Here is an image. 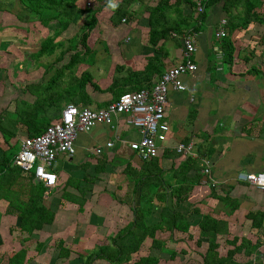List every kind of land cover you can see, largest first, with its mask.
<instances>
[{"label": "crops", "instance_id": "obj_1", "mask_svg": "<svg viewBox=\"0 0 264 264\" xmlns=\"http://www.w3.org/2000/svg\"><path fill=\"white\" fill-rule=\"evenodd\" d=\"M195 1L197 2L198 0ZM158 2L152 4L156 6ZM194 8L196 9L197 5ZM242 11L239 14H241V16H244L242 15V13L245 14V12L244 10ZM219 17L226 18L225 15H220ZM196 19H198V17H196ZM196 22H198V20H196ZM204 22L205 20L201 22L202 27L199 34L194 35V42L197 47V53L193 56V61L197 64L198 70L195 73H191L183 77V81L188 88L187 91L185 92L189 91V95L184 96L181 92H177L174 90H171L169 94L170 105L168 106L167 113H168V120L170 121L171 129H172L170 140H172L174 136V138L179 140V142L181 141L185 142V140L189 139V141L194 140L197 143V146L199 147L201 144H203L205 147L210 148L211 150L210 156L209 157L205 156L203 158L209 159L212 162L213 175L215 179L218 181V185L216 187H212L213 190L212 189L208 190L209 191L208 195L210 194V196L208 197V201L206 200L207 201L206 203H209L210 205L208 204L209 207L205 206L207 204L199 205L202 206L204 210L203 209L201 210L199 207L198 210H201L202 212L197 213V215L198 214H200L201 216L209 215L214 220L219 221V227H220V223L222 224V226H224L225 224H231L232 227L237 229V232L235 233L232 232L228 235H220L222 237L227 236L226 239L227 246H230L227 242L228 240H231V236L240 237V238L245 237L250 239L251 238L250 235L251 234L254 235L255 237L254 239L258 241L254 242L253 240L251 239L250 240L254 244H258L257 245L258 248L256 252L258 255H261V258L259 259L262 261V264H264V226L261 229L253 227L250 216L252 213H258V212L264 213V191H261L260 189L251 186L249 183L238 181L237 179L240 173L264 172V104L262 105L261 103V99L258 95L259 90L255 85V81H247L248 84L245 85L244 83L243 88L237 85V83L239 82L236 80L237 78H240L239 75L242 71L239 74H236L239 71L235 69L236 66L235 62L233 63L235 73L234 71H232V69H230V73L228 75H225L224 64L217 62L216 59L220 54V52H222L223 54L221 45L220 44L218 45L215 39V35L218 28L211 27V24H208V26L205 27ZM98 24L100 23L98 22ZM148 24L149 22H147L145 26L144 25L138 26L136 24H133L130 27L125 24H121L118 26V29L115 32V34L118 35L116 36L117 41L114 40L115 42L110 43L109 39L108 40L98 39L96 43L94 42V44H90L87 41L86 43L87 47L86 48L84 47V49H82L83 51L80 49L79 50L83 54H85L87 50H90V52L93 53L100 46L101 47L100 51L109 53L110 55L112 54L113 56L112 63H114L116 67L122 66L123 70L127 71L126 74L130 72L140 73L145 70L148 60L152 56L158 54L156 50L149 45L150 27ZM12 26L6 28L3 31L2 37L7 38V40L4 39V41L0 42V62H4V63L8 61L11 62L12 60H10V56L12 54L9 53V50L13 48V46H16L21 43L18 42V40L21 41L23 40L22 36L24 34L15 33V31L22 30L23 26L22 25L20 26L12 25ZM183 27L185 28V26ZM70 28L71 26L69 27V29ZM191 28L192 27H188V28L186 27L183 35L175 34L174 39H170L165 43V47H166L165 51L168 52L169 58L164 60V64H165L164 71H166L170 66H174L183 60L184 54H183L182 37L187 36L188 30H190ZM48 29L50 30V28ZM69 29L56 40L58 43L62 41L64 45L66 46L69 45V47L67 48H71V41H72L71 38L73 37V36L67 37L65 39V36L69 31ZM144 29H146V32L144 31ZM22 31L26 32L27 30L24 29ZM238 31L240 30L239 29L236 30L231 35V39L236 46V52H237L236 32ZM52 32H53L52 35H54L55 32L54 31ZM37 33H38L37 37L40 38L41 41L44 40L43 37H40L42 36V32H37ZM45 34L46 33L43 30V35L45 39L49 36H52L50 34L46 36ZM126 36H128V38L125 40ZM217 41L221 42L222 40H217ZM162 43L163 42H161V44ZM4 44H7L8 47L6 48V50L3 51L2 47ZM202 45L204 46L203 48L205 49H201ZM206 45L207 47H205ZM59 47H63V46L59 45ZM40 49L41 47L37 49V51H35L34 53L33 52L30 53L28 50H26L28 52L23 56L20 55L21 57L16 54L14 55H16V57H19V62L25 61V57L27 54H29L31 58H35V57L41 58L43 56L38 55ZM56 49L57 48H54L53 51L51 50L52 52L47 56H54ZM100 57H103V55H100ZM173 57H176L177 60L179 59L178 62L176 61L177 63L175 62V64H172L170 62ZM1 58L3 60H1ZM6 66L7 63L5 67ZM213 66L216 67V73L212 74L210 72V68H212ZM31 69L32 70L29 71L27 70L28 72H20L19 75H21L20 76L21 80L19 79V81L22 82H27L28 80L30 81L33 78V74H34L33 68ZM11 74L16 75V72L12 71ZM27 74H30V76H28ZM186 76L189 77H187L186 79L185 78ZM114 77L111 76L110 74V78H107L106 80L95 79L94 84L98 89L96 90L94 89L92 84H88L86 87V90H88V95L91 97L93 92L95 94L99 93L101 95L105 94L104 91L106 90H108L109 92V88L112 86ZM256 78L261 79L260 76H256ZM206 83L208 87L204 86V84ZM231 84L233 85V87L232 89H230L231 91L230 93L228 88L232 86ZM131 85L134 84L126 85V88L127 87L129 88ZM220 85H222L223 87H221ZM94 97L92 100L93 102L100 101V99H94ZM17 100L18 99L15 98L14 102H16ZM21 101L24 102L25 104L28 103L35 104L34 100L29 102L27 99L25 100L21 99ZM71 104L74 103L71 102ZM66 106H64V108ZM227 107H228V111L224 112ZM64 108L57 106V112L53 113V115L49 117L48 122H44V123L42 121L41 122L43 124L45 123L51 124L54 120L55 121L58 120L61 117ZM192 110H196L197 115L195 119L191 120L195 124L189 127L188 125L189 113ZM247 110L250 111V114L246 112ZM242 112L244 113L245 116H243ZM225 113L227 115L223 117ZM12 115H16V114H14L13 112L11 113L10 116ZM54 115H56V117ZM6 119H10V118H7L6 116ZM221 120H223L221 124L225 126L224 128H219L218 126V122ZM12 127L13 128L9 133H12V135L15 136H12V138H10L11 139L10 142L15 140L16 143L15 145H18L20 140L27 136L28 130L27 127L21 122H18L17 119L15 125H13ZM192 127L196 128L194 132ZM214 128L219 133H221L222 131H226L225 134L222 133V135H220L221 139H223V142L221 143L219 142L216 145V148L213 145L210 146L208 143L209 138H207V140L205 141V136H204L206 132L209 133V131L211 129L213 130ZM191 131L192 133L190 134ZM116 134L122 140L133 141L139 139V134L134 129H132L127 123H125L124 120L120 121V119H115V125L113 128L98 126L89 133L80 134L77 139L78 142L76 141L77 153L73 157H69L68 155H61L59 157L56 166L54 168L55 172L59 176L58 186L52 191L48 190V193H46L42 201L43 205H45L46 207L50 208L55 212L56 214L55 220L51 225H45L41 230L35 231L34 234L32 235L22 230L23 226L20 224V218L18 217L17 212L14 213L12 211L9 199L14 198L13 200H16V198L13 196L14 194H12L14 189L15 190L19 189L21 191L25 190V192L30 191V193L32 189L34 193V192H38L42 185H40L35 179L33 180L34 182H31L29 179V177H31V174L25 171L14 175L16 172L13 170L12 167L10 168L8 167L6 171L0 173V249L6 247L4 245L5 243L7 245V243L11 240L10 236L12 230L18 228L19 231L20 230L22 231L21 233H25L24 240H26V243L27 242L29 243L34 238H38L36 239V246H37V242L43 243L44 246L41 252L39 253L37 252V253L39 254V256L44 257V254H47L49 252L48 245L50 241L49 240L50 235L56 234V233L50 234L49 232L51 231L57 232L60 236L66 234V229L69 228L68 225L72 222V221L67 222V216L71 215L72 212H76V207H79L76 201L65 198L66 193L72 196L75 195L78 198L84 196L86 198V204L84 206L85 210L84 212H81V215L83 213H87V207L89 206V204L90 206H93V203H91L89 199V197L91 196H89L90 192L88 191L87 184H90V180L95 178H99L97 181L101 182V180L107 179L108 176V181L110 182L111 178L114 177L115 179V177L119 174H121L120 176L125 177V179L123 178L124 181H122L119 185L117 183L113 184L115 189L106 194L107 197L104 198V200H106L105 203L101 204L98 201V203L95 206L96 209L90 212L87 226L85 227L81 226L79 228V231L81 233L84 231L85 236H88V238L92 236L99 238L105 235L104 232L107 230L106 228L114 224L113 221H115L114 219L117 216L119 219H121L122 213H124V215L127 214L128 212V210L126 209L127 207L130 208L133 217L132 206L135 205L133 199L135 195L134 193H132L130 188L133 189L132 186L137 181V178L144 175V171L142 170L144 161L141 158H139L134 152H132L127 145H123L119 141L115 142L113 148L110 149L106 148L105 145L107 141L116 140L117 138ZM176 135L178 138L176 137ZM4 143L0 142V151L2 150L4 151V152L3 151L0 152V163L3 161L5 155L13 159V157L16 154L15 153L13 157H10V154L7 153L8 149L5 148V145L8 146V144L6 143L4 144ZM96 147H104V152L102 155L98 156L90 151V149ZM170 150L171 152L174 151V149H170ZM178 158H183V157L178 156ZM172 159L173 158H169V159L162 158L161 162L166 161V166L164 162H162V167L163 166L168 167V162L172 161ZM104 161L105 163L103 167H101V170H99L98 167H100ZM59 164L62 165L64 170L69 171L70 176L64 173L57 172L56 168L59 166ZM13 165L14 163L12 162V166ZM197 174H198L197 170H193L191 171V173H189V176L194 177ZM14 176H16V178H18L19 180L20 178H22V181L25 182L27 181L26 185H28L29 187L27 186L21 187L20 185L18 187L17 185L11 184V180L13 179ZM70 179L77 180L79 182L78 185L76 186L74 182L72 181L70 182ZM202 179H203V175H202ZM205 186L203 185L200 186V191L198 193L199 198L202 197L201 195L203 193H206L205 191L206 189H208V187ZM60 189H64L63 194H61V197L57 199L55 197L58 194L57 191ZM202 191L204 192L202 193ZM55 192L57 194H54ZM100 195L102 194L100 193ZM131 196L133 197L132 198L133 201H132V206L130 207ZM49 197L52 198L51 201ZM225 197L237 201V205H238L237 209L234 210L233 207L230 205V203H226L224 201ZM187 202L190 203L189 201ZM206 210L208 211L206 212ZM76 214L78 213L76 212ZM62 217L64 218L63 220ZM130 222L131 221L128 220L126 221L125 224L123 222V225L120 228L123 229ZM72 223H77V222L75 221ZM76 229H77V225L73 229L74 232L78 231ZM197 229L200 231L199 227ZM223 233L227 234V232H223ZM190 234H191V230L189 233V237ZM207 234H211V233H207ZM212 234L214 233L212 232ZM66 235H64L63 238L59 237L58 235L56 236L65 241L66 246L71 250V257H72L73 254L72 249L71 247L68 246V243L70 242L67 241L68 236L66 237ZM76 236L79 235H75V237ZM56 238H54L51 241V242L54 241L53 244L57 243L55 241ZM76 239L78 238L76 237ZM73 241H75V238L73 239ZM238 244H240V242H238ZM230 247L232 249L234 248V246H230ZM21 248L23 247H20V249L17 250L18 251L23 250L26 249L27 247H25L24 245V248L23 249ZM95 248H97L96 245L91 251H93ZM53 250L55 251L56 247H54ZM255 255L256 254H253L251 257L248 258L250 260L255 258L256 261L258 262L257 260L258 257ZM237 256H241V255H237ZM237 256L235 258L239 260ZM15 259L19 264L30 263L29 259H27L25 263H22L17 258ZM0 264H9V260L6 261L0 259Z\"/></svg>", "mask_w": 264, "mask_h": 264}, {"label": "rangeland", "instance_id": "obj_2", "mask_svg": "<svg viewBox=\"0 0 264 264\" xmlns=\"http://www.w3.org/2000/svg\"><path fill=\"white\" fill-rule=\"evenodd\" d=\"M121 1L122 0H103V1L79 0L78 2L79 10L76 15L74 25L71 26V28L69 29V31L67 32L65 36V39H66L67 37H72L73 35H76L77 37L75 38L76 40H74L73 43L71 44L72 49H76V48L80 50L84 49V46L79 44L80 42H83V38H84L83 35L85 33V29L81 27H86V25L89 24L91 20V15L94 13V11L98 13L97 17H98L100 24H98L95 27V29L91 31L90 36L87 41L90 44H94V42L96 43L98 39L100 40L109 39L110 43L115 42L114 40L117 41L116 36L118 35H116L115 32L117 31L118 26L121 24H118V23L115 24L116 20L114 19L112 20V15H113V11L116 5H118V3H120ZM158 1L159 0H141V2L137 4L135 3V5H133L132 9L130 10L131 14L128 17H126V21H123L122 24H125L129 27L132 26L133 24H136L138 26L139 25L145 26V24H147L148 22L147 18L149 16V13L147 12L146 7L155 6L153 4L157 3ZM171 1L174 3L176 0H171ZM197 2L199 3L200 0H198ZM225 4H227L228 6L230 4V0H223L217 6L208 8L205 11V15H206V19H204L205 27L208 26V24H211V27L213 28L220 27L221 25L220 23H222L223 20H226V18H222L219 16L220 15L226 16L228 14L224 8ZM254 4L256 7L255 12L258 14L260 18L264 20V0H254ZM183 7L185 10L184 20H182L183 26H185V28L193 27L197 23L196 20H198L196 19V17H199L200 14H198V11L197 9L194 8V6L190 7L189 5H184ZM241 9H243V7H241ZM231 11L234 13H241V11H239L236 7L231 8ZM242 15L245 16L244 13H242ZM118 18L119 17H116L117 20ZM12 25H17V26L22 25L23 26L22 30L26 29L27 31L26 32L22 30L15 31V33L24 34L22 36L23 40L22 41L18 40V42H21V43L18 44L16 42L18 45L13 46V48L9 50V53L12 54L10 56V60H12L11 62L9 61L5 63L0 62V125L7 127V129L9 128L8 130L10 131L13 128L12 126L15 125L16 123V119L17 120L19 119V109H21V112H20L21 114L22 112H24L23 114H26V110L28 109L36 110L39 108L40 113L38 114V116L40 119H42L41 121L44 123V122H48L49 120L48 116L46 115L52 116L53 113L57 111V106L64 108V106L68 105L71 102H73L74 104L78 105L81 108L86 106V102H83V99L85 97L87 98L88 90H86L85 88L82 91V93H80L81 92L80 79L84 72H89L92 74L93 83L95 79L106 80L107 78H110V74L113 77L115 75L116 77H121L127 73V71L125 70L116 71V66L114 63H112V58H113L112 54L110 55L109 53L100 51L101 47L99 46V48L95 52L93 53L90 52L87 55L82 54L81 56H79V58H77L76 62L74 63V66L70 69H67L64 72V75L62 77H60L58 80L53 82L52 79L54 78V74L57 71L63 69V67H66L69 61L71 60L70 51L67 54V56L64 58V61L60 62V58H59V56L62 53H65L64 52L65 48L69 47V45L67 46L64 45L63 47L58 46L59 49L58 47H56L57 49H56L54 56L46 55L41 58H37V57L31 58L29 54H27L25 57V61L19 62V57H16V55L23 56L28 51L30 53L32 52L34 53L35 51H37V49L41 47L40 44L43 40L41 41L40 38L37 37L38 35L37 32H42V36H40V34L39 36L43 37V39H45L43 35V30L46 33L45 34L46 36H48L49 34L52 35L53 32L50 31L48 28L44 27L39 21L38 15L29 11L28 8H26L21 3L20 0H0V42L4 41V39L7 40V38L2 37L3 31ZM225 26L228 32L227 22ZM27 28H29L30 30ZM239 30L240 31L236 32L237 33L236 34L237 52L235 54L234 62L236 65L235 69L239 71L236 74H239L241 71L242 72L240 73L241 76L239 75L240 78H237L236 80L239 82L237 83V85L243 88L244 83L245 85L248 84L247 81H255V85L257 89L259 90L258 95L263 105L264 104V21L255 22L253 20L249 23V25L246 28H241ZM144 31L146 32V29H144ZM127 38L128 36L125 37V40ZM71 39L73 40L74 38L72 37ZM217 40L218 39L216 38L217 44L218 45L221 44V42ZM207 45L205 47H207ZM7 47H8L7 44H4L2 47L3 51L6 50ZM203 47L204 46L202 45L201 49H205ZM100 55H103V57H100ZM223 57L224 55L220 53L218 57L216 58L217 62L222 63ZM1 60L3 59L1 58ZM178 60L176 59V57H173L170 62L172 64H175V62L176 61L178 62ZM6 63H7V66L5 67ZM228 66H229L228 64H224L225 75H228L230 73V69H232V71H234L235 73V70L233 67L234 65L230 67ZM254 66L261 72L262 74L261 79L256 78L255 73H252L251 69ZM31 68H33V71H34L33 78L30 81L28 80L27 82L19 81V79L21 78L20 77L21 75H19L20 72H28L29 70H32ZM12 71H15L17 76L11 74ZM27 75L30 76V74H27ZM187 77L189 76H186L185 78L187 79ZM204 86L208 87L207 83L204 84ZM220 86L223 87L222 85ZM232 87L233 85L228 88L230 93H231L230 89H232ZM104 92L105 94L103 95L99 93L95 94L94 92L92 93V95L90 94L92 97V100L94 96H96L94 97V99H100L99 101L100 103L94 101L92 105L90 106L94 108L98 106L100 107V104L101 106H107L108 104L112 103L111 101L114 98L113 95L110 92H108V90ZM181 93L184 96L189 95V91L181 92ZM15 98L18 99L16 102H14ZM21 99L22 100L27 99L29 102L34 100L35 104H31V103L25 104L24 102L21 101ZM226 111H228V107L225 109L224 112ZM13 112L16 115L10 116L11 113ZM246 112L250 114V111L247 110ZM45 113L47 114L45 115ZM226 115L227 114L225 113L223 117ZM6 116L7 118H10V119H6ZM243 116H245L244 113H243ZM18 122L20 121L18 120ZM221 122H223V120L218 122V126L219 128H224L225 126H223ZM194 124L195 123H193L189 118V122H188L189 127L193 126ZM192 128L194 132L196 128L194 127ZM225 132L226 131H222L221 133H219L218 131H216L215 128L213 130L211 129L209 133L206 132V135H208V138H209V142H208L209 145L210 146L213 145L216 148V145L219 142L220 143L223 142V139H221L220 135H222V133L225 134ZM191 133L192 131L190 132V134ZM4 137L6 138V141ZM4 141L6 144H8V146L5 145V148L8 149L7 153L10 154V157H13V155L19 151V143L18 145H15L16 144L15 140L10 142L11 141L10 137L8 135L7 136L4 135L3 132L0 131V142L4 143ZM178 143H180L179 140H177L173 136V139L170 141L169 145L173 147V146H176ZM184 160H185L184 158L175 157L172 159V161L168 162V167L163 166V173H165L164 179L169 180L170 179L169 177L173 175L175 171L173 167H178ZM162 162H164L166 166V161H162ZM162 162H161V166H162ZM56 170L59 173H64L70 176L69 171L64 170L61 164H59ZM120 175L121 174L117 175L115 179L114 177L111 178L110 182L108 181V176H107V179H103V180L100 179L101 182L97 181L99 178L91 179L90 184H87V186H88V191L90 192L89 196H91L89 197V199L91 203H93V206H90L89 204V206L87 207V213H83L82 215L80 211V206L76 207V212L78 214H76V212H72L71 215L67 216V222H71V221L77 222V223L71 222L68 225L69 228L66 229L67 235L64 234L66 235V237L68 236L67 241L70 242L68 243V246L71 247L72 249V253H73L72 257H69L68 259H60L59 249L56 248L55 251L53 250L54 247H57V244H53L54 241L53 242L51 241L57 237L56 235L62 238L64 235L60 236L57 232H52V231L49 232L50 234L51 233H56V234L50 235V239H49L50 241L48 245L49 252L47 254H44V257H43V256H39L35 248L36 239L38 238H34L29 243L28 242L26 243V240H24L25 233H21L22 231L21 230L19 231L17 228V229L12 230L11 236H10L11 240L7 243V245L6 243L4 245L6 247L3 249H0V259L8 261L11 257L13 258L15 257L19 259L22 263H25V261L29 259V262H30L29 264H49V263L50 264H84L85 258L83 260L82 257L87 256L88 253L91 252V250L94 248L95 245L98 247L100 244L102 245L107 244L108 238L116 236L118 231L122 229L120 227L123 225V222L125 224L127 220L128 221L133 220L132 212L130 208L127 207L126 208L128 210L127 214L124 215V213H122L121 219H119L117 216L114 219L115 221H113L114 224L106 228L107 230L104 232L105 234L104 236H101L99 238L92 236L88 238V236H85L84 231L82 233L79 231V228L81 226L82 227L87 226L90 212L96 209L95 206L98 203V201L101 204L106 202V200H104V198L107 197L106 194L115 189L113 184L117 183L119 185L122 181H124L125 177L124 176L122 177ZM64 182H65V179H64ZM201 185L205 186V184H202L201 182V184L196 185L193 188L192 193L189 194L188 201L190 203L185 202L182 204H177L176 203L177 201L175 199L173 200L170 199L168 202L172 208L173 207L179 208V210L183 211L184 213H189V211H192L191 217H190V223L192 226L190 235H192L193 238H190L189 234H181V233L179 234L175 232L172 229L171 224H163L162 225L163 228L157 234L158 239L164 242L163 249L161 248V250L154 251V249H151L152 240L147 239L144 242L142 250L133 256V261H137L141 257H146L148 255H154L160 259L159 264H203L204 256L207 253L209 243L213 241H217L221 245L219 249L220 253L224 256L227 255V252L232 249L230 246L226 245L227 236L222 237L220 235H217L218 233L217 234L216 233L204 234L197 229L198 228L197 225H198L201 215L198 214L199 215L198 216L197 211L195 209H199L200 207L201 210L202 209L204 210V208L199 205L207 204L205 206H208L209 203H206L208 201V197L210 196V194L208 195L209 193L208 190L212 189V187H210L209 184H206L208 189H206L205 191L206 193H203L204 191H202L203 194L202 195L200 194L202 197L199 198L198 193L200 191ZM63 190L64 189L58 190L57 191L58 194L55 192L54 194H57L55 198L59 199V197H61V194H63ZM130 190L132 189L130 188ZM100 193L102 195H100ZM132 198L133 197L131 196L130 207L132 206V201H133ZM49 199L50 201L52 200V198L50 197ZM82 200L84 199L81 198L80 202ZM134 204H135V201H134ZM201 210H198L200 211L199 213L202 212ZM160 211H161V208L158 205L157 206L155 205L152 213H150L149 217L147 218L148 222L151 224L159 223L160 222ZM207 211L208 210H206V212ZM115 215H118V214H115ZM63 219L64 218L62 217V220ZM75 224L77 225L76 230L78 231L74 232L73 229L76 226ZM219 232L220 233L227 232L228 234H230L232 232L233 233L237 232V229L232 227L231 224H225L224 226H222V224L220 223ZM75 235H79V236H76L78 239H76ZM250 237H251L250 239L253 240L254 242L258 241L254 239L255 238L254 235L251 234ZM74 238H75V241H73ZM234 238L235 237L231 236V239H234ZM242 238H245V237H241L240 239ZM57 240L60 241L63 239L57 237L55 241L57 242ZM24 245L25 247H27L26 249H23ZM20 247H23L21 248L23 250L18 251L17 249H20ZM172 251H174L175 253L173 254ZM237 257L242 262L250 261V259L246 256L245 253ZM257 263L262 264V261L258 260ZM94 264H109V263L101 260L98 262L96 261Z\"/></svg>", "mask_w": 264, "mask_h": 264}, {"label": "trees", "instance_id": "obj_3", "mask_svg": "<svg viewBox=\"0 0 264 264\" xmlns=\"http://www.w3.org/2000/svg\"><path fill=\"white\" fill-rule=\"evenodd\" d=\"M21 3L28 8L29 11L35 13L39 17V21L44 27L50 28L51 31H54V35L47 37L41 43V49L38 52L39 56H44L50 54L54 48L59 45L64 46V43L60 41L58 43L56 40L63 35L70 26L74 25L75 18L78 12V2L79 0H20ZM103 1V0H100ZM201 4L204 6L205 11L208 8L217 6L223 0H200ZM141 0H122L118 5H116L112 20H116L115 24H122L123 20L126 19L131 14L132 6L135 3H139ZM184 5L196 6L195 0H176L174 3L171 0H160L156 6L147 7V12L149 13L148 22L150 27L149 32V45L153 47L158 54L152 56L147 63V66L144 71L130 72L121 77H114L112 86L109 88V92L113 95L111 102L116 101L119 97L128 92H136L143 90L145 88L150 89L153 83L160 79L164 71V60L169 58L168 52H166L165 43L170 39H174V34H184L185 28L183 27L184 20ZM236 7L239 11L244 10L245 16H241L239 13H234L231 11V8ZM243 7V9H241ZM225 10L227 11V29L228 36L221 39V49L223 51V62L232 66L235 59L236 46L231 39V35L238 29L246 28L251 21L263 22L264 20L258 16L255 12V4L253 0H230V4L224 5ZM204 13L200 14L198 17V22L190 30H188V35L191 36L194 40V35L199 34L201 30V22L206 19ZM97 12L91 15V20L86 27H81L85 29L83 42L82 44L85 48L87 47L86 43L90 36L91 31L97 26L99 20L97 17ZM116 17H119L118 20ZM80 28V29H81ZM73 43L76 35H73ZM216 39V35H215ZM161 42H163L161 44ZM55 45V46H54ZM53 48V49H52ZM52 49V51H51ZM66 51V52H65ZM65 53H62L59 58L60 62L64 61V58L71 52V60L69 61L66 67L57 71L54 74L53 82L58 80L64 75V72L67 69H70L74 66L77 58L83 53L79 49L67 48ZM90 53V50L86 51V55ZM222 62V63H223ZM69 66V67H68ZM171 67V66H170ZM255 69V70H254ZM117 70H123L122 66H117ZM252 73H255L256 76H260L261 72L254 66ZM210 72L216 73V67L213 66L210 68ZM88 84H92L97 90L98 88L93 83L92 74L89 72H84L80 79V89L81 92L87 87ZM131 85L129 88H126V85ZM87 94V93H86ZM83 102H86V105H92V99L87 95L83 99ZM71 104V103H69ZM108 104V102H107ZM106 104V105H107ZM100 107L101 106L100 104ZM47 110V109H46ZM19 109V121L27 127L28 134L27 136H38L45 132V130L50 125L43 124L38 114L40 113L39 108L36 110L28 109L26 114L20 113ZM57 112V111H56ZM47 113H45L46 115ZM49 114V112H48ZM197 115L196 110H192L189 113L190 120L195 119ZM48 118L50 115H46ZM56 117V115H54ZM3 122V121H2ZM9 129V128H8ZM7 127L0 125V131L4 135H8L12 138V133H9ZM205 136V141L208 138V135ZM189 139L185 140L184 143H188ZM210 148L205 147L203 144L198 146V152L200 154V159H193L191 157L185 159L178 167H173L175 169L173 175H171L169 180H165L163 173V167L161 166V159L156 158L149 162H144L142 170L144 175L137 178V181L132 186L131 190L134 193L135 205L132 206L133 211V220L121 229L116 236L109 237L108 243L98 246L95 250L88 253L87 256L82 257L84 264H94L96 261H105L109 264H159V258L154 255H148L146 257H141L137 261H133V256L139 253L144 245V242L147 239L152 240V248L155 250L163 249L164 242L158 239V232L163 228V224H171L172 229L175 232L181 234H189L191 230L190 217L192 211L189 213H184L179 210V208H172L168 203L170 199H175L177 204H182L188 201L189 194L192 193L193 188L196 185H200L202 181V169L201 159L205 156H210ZM180 156L176 151L171 152L170 149H167L163 158H175ZM13 159L9 158L7 155L3 158V161L0 163V173H3L7 168L12 167L13 170L17 173L23 172L21 168L16 165L12 166ZM201 162V163H200ZM105 161L99 168L103 167ZM197 170L198 174L194 177L189 176L191 171ZM29 177L31 182H34L35 176L33 173ZM76 186L78 185L77 180H71ZM175 183H174V182ZM27 182V181H26ZM25 181H22L13 177L11 184L19 185L22 187H29L26 185ZM42 185V184H40ZM30 189V188H29ZM48 193V189L45 186H41L38 192H34L31 189L30 191H21L19 189L12 192L14 198H10V206L14 213L17 212L18 217L20 218V224L23 226V231L32 235L35 231L41 230L45 225H51L55 220V212L50 208L43 205L42 201L44 196ZM26 194V195H25ZM66 199H71L80 204V211L84 212V206L86 204V198L76 197L75 195H69L66 193ZM83 198L80 202V199ZM226 203H230L233 209H237V201L231 198H224ZM174 202V201H173ZM158 205L161 208L160 211V222L151 224L148 222L147 218L150 213H152L155 205ZM199 213L198 209H195ZM195 213V212H194ZM252 226L258 229H261L264 226V213H252L251 215ZM198 227L200 231L204 234L206 233H218L217 235H228V233L219 232V221L214 220L209 215H202L198 222ZM190 238H193L190 235ZM240 242V244H238ZM230 246H234L233 249L227 252V255H222L219 251L220 244L217 241L209 243L207 253L204 256L203 264H252L250 261H240L235 257L237 255L246 254L247 257H251L253 254L258 257L257 260H260V256L257 254L258 244H254L252 241L247 238L240 239L235 237L234 239L228 240L227 242ZM57 247L59 249V258L68 259L71 257V250L66 246L64 240L57 241ZM42 242H37L36 251L39 253L43 248ZM173 254L175 253L172 251ZM9 264H19L15 258L9 259Z\"/></svg>", "mask_w": 264, "mask_h": 264}, {"label": "built area", "instance_id": "obj_4", "mask_svg": "<svg viewBox=\"0 0 264 264\" xmlns=\"http://www.w3.org/2000/svg\"><path fill=\"white\" fill-rule=\"evenodd\" d=\"M90 5V4H89ZM198 14L205 11L204 6L197 4ZM226 21L223 20L216 32L218 40L228 36ZM175 35V34H174ZM183 60L169 67L156 80L150 89L122 94L118 100L103 107L90 105L79 107L68 104L62 111L61 117L51 123L44 133L38 136H26L19 142V151L14 156V165L27 173H33L35 180L49 191L54 190L59 183V176L54 168L61 155L73 157L77 153L76 141L80 134L91 132L98 126L114 127L115 119L125 121L139 134V139L133 141L122 140L117 134L116 140L107 141L105 147L113 148L116 141L127 145L144 162L162 158L167 149H174L181 157L200 159L197 143L194 140L187 144L178 143L170 146L172 133L168 120V106L170 105L171 90L187 91L183 81L185 75L198 70L193 56L197 47L191 36L182 37ZM222 53V52H220ZM96 155H102L104 147L90 149ZM202 184L216 187L218 181L213 175V164L209 159L202 158ZM238 181L249 183L251 186L264 191V172L240 173ZM252 264H258L253 258Z\"/></svg>", "mask_w": 264, "mask_h": 264}, {"label": "clouds", "instance_id": "obj_5", "mask_svg": "<svg viewBox=\"0 0 264 264\" xmlns=\"http://www.w3.org/2000/svg\"><path fill=\"white\" fill-rule=\"evenodd\" d=\"M123 21H126V19H124ZM226 21V20H225ZM187 36H189V35H187Z\"/></svg>", "mask_w": 264, "mask_h": 264}]
</instances>
